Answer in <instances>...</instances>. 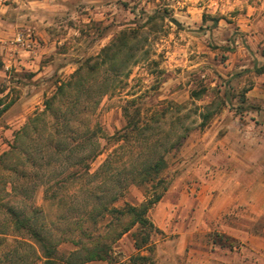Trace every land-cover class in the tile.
<instances>
[{"label":"rangeland","instance_id":"obj_1","mask_svg":"<svg viewBox=\"0 0 264 264\" xmlns=\"http://www.w3.org/2000/svg\"><path fill=\"white\" fill-rule=\"evenodd\" d=\"M133 29L139 30L138 40L132 45L137 62L124 71L130 70L129 75H114L105 70L111 63L107 61L102 72L89 76L88 66L96 62L102 49L116 40L121 31ZM18 37L23 38L22 43L17 41ZM88 60L91 61L86 65ZM232 64L246 67L240 71L232 69ZM80 66H84L83 72L90 77L89 85H94V100H99L94 110L81 113L86 123L93 127L96 124L99 130L95 141L102 154L90 162V172L115 148L122 161L127 158V151L133 149L134 141L129 145L124 140L115 141L116 136L124 133L127 123L125 107L131 114L136 107L141 108L147 120L152 114L170 108L171 103L181 105L180 110H166L160 121L164 136L170 135L173 140L178 134L186 133L187 138L166 154L164 176L170 180V187L149 212L160 230L152 235L153 256L156 264H163L172 250L177 251L184 223L198 219L190 209L200 180L182 176L206 175L184 169L182 160L188 139H198L218 120H223L225 126L216 130L217 137H225L227 131L239 126L250 132L247 137L252 140L258 125L264 128V100L246 99V92L264 73V0H0V112L3 110L0 155L10 149L15 133L30 118H39V129L47 132L51 115L43 114L45 101ZM102 91L105 94L99 95ZM192 93L198 96L192 97ZM259 110L261 115L256 114ZM224 111L228 113L224 115ZM208 113L212 115L205 120ZM222 114L225 117H220ZM202 122L206 123L203 127ZM261 135L264 137V129ZM24 142L29 143L26 139ZM164 142L170 144L169 139ZM191 152L187 151V155ZM45 156L50 155L45 153ZM243 165L245 168L246 164ZM73 170L85 173V167L62 170L55 166L51 176H43L45 181L50 178L49 182H37L31 198L4 193L3 203L22 208L37 206L41 220L54 229V234L60 235L70 222L60 220L62 215H82L89 208L86 182L67 177ZM51 184L57 188L48 190ZM53 193L58 194L55 199L49 197ZM144 199V187L132 186L118 204H139ZM173 207L176 211L170 216L168 210ZM6 218L0 211L1 225ZM262 220L256 222L255 230L261 227ZM107 222L101 223L100 232H108ZM90 224L85 222V226ZM15 236L1 235L4 239L1 257L3 252L18 248ZM219 237L216 231L204 234L207 245L212 240L224 243L225 236ZM58 249L68 257L76 246L65 242ZM113 252V264H131V256L149 254L146 249H135L131 233L113 244Z\"/></svg>","mask_w":264,"mask_h":264},{"label":"trees","instance_id":"obj_2","mask_svg":"<svg viewBox=\"0 0 264 264\" xmlns=\"http://www.w3.org/2000/svg\"><path fill=\"white\" fill-rule=\"evenodd\" d=\"M138 33L137 29L121 31L117 39L97 55L96 62L88 66L87 74H99L106 62L111 61L105 70L114 75L128 76L130 70L124 71L128 65L137 62L132 45L138 40ZM84 70V66H80L46 99L43 114L49 112L51 115L50 125L45 129L47 132L39 129V118H30L28 124L15 133L10 149L0 155V171H5L0 174V211L7 217L5 224L0 223V248L4 245L1 235L7 234L16 235L15 241L20 246L3 252L0 264H85L93 261L113 264V244L128 233H131L137 251L146 249L149 252L148 255L138 253L131 256L130 263L156 264L152 235L160 230L151 220L149 212L170 187V180L164 176L166 154L181 146L187 138L186 133L178 134L173 140L170 135L164 136L160 121L166 110H180L181 105L171 103L170 108L152 114L147 120H144L141 108L136 107L135 113L131 114L125 107L127 123L124 133L116 136L115 141L124 140L128 145L134 141L133 149L127 151V158L122 161L115 148L96 170L90 172V162L102 151L95 141L99 131L96 124L91 126L86 123V117L81 116V113L87 109L92 111L99 104V100H94L92 95L94 85H89L90 77L85 75ZM103 94L105 91L99 92V95ZM197 96L198 93H192V97ZM211 115L205 114L204 119L208 120ZM205 124L202 122L201 127ZM31 130L35 134H31ZM25 139L29 143L25 144ZM168 139L170 144L166 145L164 141ZM45 153L50 156L46 158ZM55 166L62 170L85 167V173L73 170L67 177L73 181H85L88 191L89 208L82 215H62L60 220L70 222L68 229L60 235L54 234V229L41 220V210L37 206L22 208L3 203L4 193L31 198L30 193L35 191L37 182L48 183L50 178L45 181L43 176H51ZM44 169L45 173L41 174ZM132 186L144 187L145 199L139 204L124 202L119 205L118 202ZM53 187L56 186L49 185L48 190ZM57 195L53 193L49 197L55 199ZM105 220L109 230L102 233L99 229ZM87 221L91 227L85 226ZM65 242L76 246L68 257L61 255L58 249Z\"/></svg>","mask_w":264,"mask_h":264},{"label":"crops","instance_id":"obj_3","mask_svg":"<svg viewBox=\"0 0 264 264\" xmlns=\"http://www.w3.org/2000/svg\"><path fill=\"white\" fill-rule=\"evenodd\" d=\"M245 67L231 66L240 71ZM256 81L246 92L247 101L264 100V73ZM224 126L223 120H218L208 132L186 143L184 169L206 175L182 176L200 180L190 209L198 219L184 223L177 251L172 250L163 264H264V128L258 125L252 140L247 137L250 132L239 126L227 131L225 137L215 136ZM187 151L192 152L187 155ZM174 210H168L170 216ZM260 219L262 225L255 230ZM210 230L220 233L219 239L224 235V243L212 240L207 245L204 234Z\"/></svg>","mask_w":264,"mask_h":264},{"label":"built area","instance_id":"obj_4","mask_svg":"<svg viewBox=\"0 0 264 264\" xmlns=\"http://www.w3.org/2000/svg\"><path fill=\"white\" fill-rule=\"evenodd\" d=\"M17 41L22 43L23 42V38L22 37H18Z\"/></svg>","mask_w":264,"mask_h":264}]
</instances>
